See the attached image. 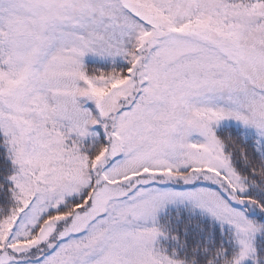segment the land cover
I'll return each mask as SVG.
<instances>
[{"label":"snow or ice","instance_id":"obj_1","mask_svg":"<svg viewBox=\"0 0 264 264\" xmlns=\"http://www.w3.org/2000/svg\"><path fill=\"white\" fill-rule=\"evenodd\" d=\"M0 264H264V0H0Z\"/></svg>","mask_w":264,"mask_h":264}]
</instances>
